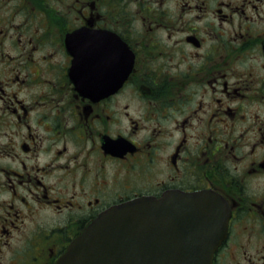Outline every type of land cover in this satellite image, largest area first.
Segmentation results:
<instances>
[{
	"label": "flooded vegetation",
	"instance_id": "obj_1",
	"mask_svg": "<svg viewBox=\"0 0 264 264\" xmlns=\"http://www.w3.org/2000/svg\"><path fill=\"white\" fill-rule=\"evenodd\" d=\"M194 191L211 264H264V0H0V264Z\"/></svg>",
	"mask_w": 264,
	"mask_h": 264
},
{
	"label": "water",
	"instance_id": "obj_2",
	"mask_svg": "<svg viewBox=\"0 0 264 264\" xmlns=\"http://www.w3.org/2000/svg\"><path fill=\"white\" fill-rule=\"evenodd\" d=\"M203 191L132 199L84 225L54 264H211L228 212Z\"/></svg>",
	"mask_w": 264,
	"mask_h": 264
}]
</instances>
